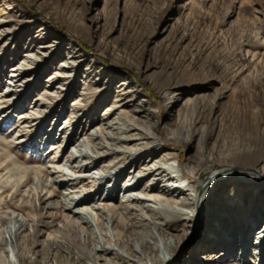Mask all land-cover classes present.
<instances>
[{"label":"rangeland","instance_id":"rangeland-1","mask_svg":"<svg viewBox=\"0 0 264 264\" xmlns=\"http://www.w3.org/2000/svg\"><path fill=\"white\" fill-rule=\"evenodd\" d=\"M134 110L158 136L152 146L160 150L158 158L147 159L149 167L175 153L203 181L210 169L222 166L230 172H264V0H0V139L11 143L16 164L8 165L10 174L0 172V213L24 221V232L14 241L28 264H71L77 256L79 264L106 262L86 258L94 250L83 246L82 235L71 239L58 216V198L47 199L43 190L38 201L40 190L32 179L3 192L4 182H16L24 169L47 168L56 154L53 145L64 148L66 135L79 133V139L111 121L121 129L120 120ZM35 111L30 124H22V116ZM18 125L23 131L16 134ZM139 144L131 143L135 155L147 157ZM73 150L69 144L58 157ZM124 150L115 153L121 157ZM63 169L65 178L79 184V176ZM125 181L126 174L115 196L103 183L100 193L121 205ZM230 181L207 188L199 222L190 217L184 223L188 213L180 212V227L169 232L177 247L161 251L160 257L170 259L167 264H264V193ZM195 182L200 190L198 176ZM185 185V196L199 207ZM78 186L77 193L65 185L54 188L59 197L77 199ZM98 198L102 195L94 201ZM75 209L88 220L95 248L106 247L94 214L87 215L84 206ZM143 215L137 219L145 223ZM220 221L222 230L215 227ZM165 222L172 224V217ZM18 228L13 221L0 225V238ZM59 233L69 235L64 244L72 254L61 250L60 263L47 261L43 253ZM15 261L12 257L10 264Z\"/></svg>","mask_w":264,"mask_h":264},{"label":"bare ground","instance_id":"bare-ground-1","mask_svg":"<svg viewBox=\"0 0 264 264\" xmlns=\"http://www.w3.org/2000/svg\"><path fill=\"white\" fill-rule=\"evenodd\" d=\"M37 113L39 111L22 116L24 119L22 124H30L31 121L28 122L27 120H32ZM132 113L133 115H130ZM132 113L126 115L123 119L121 118V126L123 127L121 129H117L114 122L111 121L105 122V125H99L92 133H84L87 136H81L79 139L76 138L79 133H73L70 136L66 135L65 146L73 144L74 150L63 157H58V154L63 151L65 146L62 148L61 145H53V152L55 151L56 154L52 156L50 165L47 167L50 171L49 173L47 172V168L24 169L22 177L13 183L5 181L2 188L3 192L9 187L18 188L32 179L36 183L38 190H40L36 194L38 201L41 200L43 190H45L44 195L47 196V199L58 198L59 202L56 209L59 210L58 216L65 223L63 225L65 231L67 230L72 236L82 235L83 246L94 250L92 255H86L88 259H92L93 261L103 259L106 264H111L112 260L116 261L117 264H167L170 259L166 256L160 257V255L163 248H170L172 251L173 248L177 247L173 235L169 234V232H176L173 229L171 230L172 227H180L182 223L180 212L188 213L189 218L184 223H189L191 218L199 222L201 218H199V214H204L203 209H201L203 201L209 194L207 188L214 184L218 185L217 183L220 181L229 178L233 182L234 187L246 184L249 188L259 191L261 196L264 193V183L259 179L264 172H230V170H227L223 166L219 170L206 168L210 169V174L203 181L201 180V174L192 167L186 168V166L180 163L181 157L175 153L164 154L161 156L162 158H159V163L156 166L149 167L147 159L153 160L158 158V151L160 150L157 147L152 148L158 136L151 128L152 126L139 122L140 119L137 116V111L134 110ZM16 128L18 129L16 134L23 131L20 125L16 126ZM133 141L140 142L139 149L148 153L147 157L135 155L136 151L131 146ZM10 144L0 139V172L6 171L5 175L10 174L8 165H16L9 154ZM122 146L126 151L124 150L125 154L119 157L115 151L116 148H122ZM111 155L115 159H111ZM103 159H111V161L109 160L108 165L102 166ZM127 161L128 163L126 164L125 162ZM139 165H142L145 171H136ZM64 167L72 174L80 177L79 184H76L72 179L65 178ZM91 171L98 175L97 180L91 177L89 173ZM164 173H167V177L163 176ZM124 174L127 176V181L122 183L119 193H121V197H125V201H123V204L115 206L112 203L113 197H105L104 194H101V187L99 185L103 183L107 189L106 191H110L112 196H115L116 191H119L118 187ZM197 176L200 179V190L195 187V177ZM43 177L44 180H42ZM8 179L9 177L6 180ZM23 179L24 181H22ZM175 179H179L181 183H178ZM140 184L145 185V187L141 189ZM185 184H188L191 191L195 192L194 196L198 198L199 207L185 196ZM56 185L69 186L72 188L71 192L75 193L78 192V185H81L80 194L76 197L77 199H71L67 195L59 197L54 188ZM101 195L102 198L94 201L97 196L101 197ZM90 202L92 203L89 206ZM150 202L152 204H149ZM77 205L84 206L87 215L94 214L100 230L104 232L106 247L95 248L97 241L93 237V234L89 232L88 220L80 214L79 209H75ZM152 205L156 207L155 214L153 213L156 217L155 219L152 216L153 214H150ZM4 207L7 208L6 206ZM215 210H218L217 207ZM141 212L144 213L143 216H147L145 223L137 219V215ZM167 215H170L173 219L170 225L165 222ZM8 221L17 223L19 228L13 232L10 230L7 236L2 235L0 238V264H10L12 257L15 258L16 264H28V258L19 253L18 245L16 246L14 241L18 232L23 231L25 225L22 224L24 221L18 219V216L6 219L0 213V225H4ZM215 224V227H219L221 230L224 229L222 227L224 221L216 222ZM183 231H185L184 224ZM59 234L60 237L57 235L50 238L48 249L43 253L47 261L54 259L56 263H60L56 254L61 250L66 251L68 255L72 254L69 245L64 244L69 235ZM72 236H70L71 239L75 241V237ZM166 236L171 238L168 243L164 242L163 239ZM108 245H111L112 248H108ZM259 246L262 245H256V248ZM22 251L24 252L23 249ZM106 256L112 259H104ZM224 256L225 254H222L221 257ZM72 258L71 264H79L81 262V256Z\"/></svg>","mask_w":264,"mask_h":264}]
</instances>
